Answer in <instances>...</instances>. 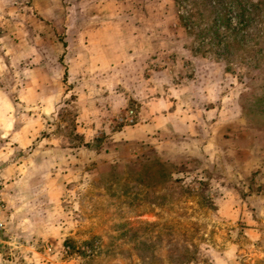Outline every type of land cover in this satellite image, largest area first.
I'll use <instances>...</instances> for the list:
<instances>
[{
    "label": "rangeland",
    "instance_id": "rangeland-1",
    "mask_svg": "<svg viewBox=\"0 0 264 264\" xmlns=\"http://www.w3.org/2000/svg\"><path fill=\"white\" fill-rule=\"evenodd\" d=\"M235 1L0 0V264H264V11L228 46Z\"/></svg>",
    "mask_w": 264,
    "mask_h": 264
},
{
    "label": "trees",
    "instance_id": "trees-1",
    "mask_svg": "<svg viewBox=\"0 0 264 264\" xmlns=\"http://www.w3.org/2000/svg\"><path fill=\"white\" fill-rule=\"evenodd\" d=\"M231 3V4H230ZM229 4H221L222 14L220 18H215L216 21L213 23V26H219L221 25L224 28L231 29V34L227 35L226 37L231 38L230 42L228 43V46H232L233 41H237V32L239 30L244 29L247 24L252 20V18H245V15L250 14V12L256 11V12H263L264 11V0H245L240 1L236 0L234 2H230ZM232 8L236 9L234 10V13H238L239 20L237 21L236 25H233L232 19L229 18V13L232 11ZM220 10V9H219ZM249 12V13H248ZM248 13V14H247Z\"/></svg>",
    "mask_w": 264,
    "mask_h": 264
},
{
    "label": "crops",
    "instance_id": "crops-1",
    "mask_svg": "<svg viewBox=\"0 0 264 264\" xmlns=\"http://www.w3.org/2000/svg\"><path fill=\"white\" fill-rule=\"evenodd\" d=\"M88 43L87 44H84L86 46H91L93 44H96V45H100V33L98 31V36L94 35L93 37H89L88 38ZM100 50V49H99ZM83 60H93V55L92 56H88V54L86 52H84L83 56H82ZM100 64V51H98L97 53V56H96V62H94V64L90 65V67L93 69L94 65V71H97L98 73H100V66L98 65ZM83 66V64H82Z\"/></svg>",
    "mask_w": 264,
    "mask_h": 264
},
{
    "label": "built area",
    "instance_id": "built-area-1",
    "mask_svg": "<svg viewBox=\"0 0 264 264\" xmlns=\"http://www.w3.org/2000/svg\"><path fill=\"white\" fill-rule=\"evenodd\" d=\"M4 229V223L2 222V220H0V243H1V233Z\"/></svg>",
    "mask_w": 264,
    "mask_h": 264
}]
</instances>
